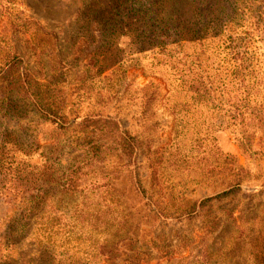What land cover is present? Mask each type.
<instances>
[{"label": "rangeland", "instance_id": "obj_1", "mask_svg": "<svg viewBox=\"0 0 264 264\" xmlns=\"http://www.w3.org/2000/svg\"><path fill=\"white\" fill-rule=\"evenodd\" d=\"M168 1L173 8L166 4L157 14L155 0H0V67L18 57L0 76V135L12 142L7 163L41 171L42 153L52 146L64 164L70 146L63 140L76 133L68 124L86 116L97 120L86 132L106 142L102 161L83 168V191H50L40 219L15 247L7 240L18 224L5 201L28 197L13 186L27 181L6 174L0 264H264V127L242 122L244 114L227 116L223 105L181 84L180 57L196 44L161 51L148 35L160 22L172 25L168 15L176 10L190 35L196 24L212 26L221 16L228 27L218 39L210 28L204 46L217 78L226 55L221 39L254 37L264 57V0H221L213 21L200 0ZM21 76L61 108L66 129L28 105ZM153 91L154 100L143 97ZM15 105L21 118L2 113L1 106ZM118 133L138 144L132 163L113 148ZM235 182L228 196L201 203ZM194 203L195 214L181 215ZM32 237L39 242L31 245Z\"/></svg>", "mask_w": 264, "mask_h": 264}, {"label": "trees", "instance_id": "obj_2", "mask_svg": "<svg viewBox=\"0 0 264 264\" xmlns=\"http://www.w3.org/2000/svg\"><path fill=\"white\" fill-rule=\"evenodd\" d=\"M178 3V0H175ZM203 2L202 12L205 13V18L211 19L215 14V10L220 4L221 0H200ZM241 2L240 0H236ZM207 2V6L205 3ZM173 8L174 1H162L155 0L154 5L159 7L157 14L163 12V7L166 5ZM211 14V15H210ZM210 16V17H209ZM172 23L169 27L165 26L168 20L160 22L154 25L148 35L153 38L151 41L153 47L161 49V51H168L172 48L170 46H175L182 48L183 42H188L190 44H196L197 48L193 51L191 55L184 53L180 59H183L185 64V79L180 77L181 84H187L188 87L194 88V91L202 99H209L213 104H216L221 109V105L228 112L227 116L237 117L244 116L241 118L242 122H249L251 127L263 128L264 127V57L257 56V47L252 45L255 41L254 37H228L224 40L221 39V43L226 51V55L221 58L222 64H220L221 70H219V77H212L209 74V59L210 56L206 53L205 47L207 34L210 28H215L212 32L214 38L219 36L224 28L228 27L229 21H223L222 17H218L219 23L211 24H196V35H190V29H188L186 23L177 22L181 19V15H178L176 10L168 15ZM217 30V31H216ZM188 32V33H187ZM174 33V37H169L170 34ZM193 34V33H192ZM194 36V37H193ZM218 39V38H215ZM252 40V41H251ZM255 50H254V48ZM168 49V50H166ZM261 53L260 55H262ZM263 56V55H262ZM18 57L16 55H11L7 59L3 67H0V76L4 73L2 71L5 67H13L17 63ZM213 63V61H212ZM197 67L196 70L194 67ZM27 75V74H26ZM17 80V79H14ZM18 87L25 98H28L30 106L34 109V112L43 116L44 119H48L53 123L58 125L59 129H66L67 124L65 119L60 115L61 108H56L53 106L52 102H48L46 98L43 97V93L38 90L35 85V81L32 78L19 77L17 80ZM153 85L150 84L149 87ZM233 87V90L231 89ZM148 88H142L141 90H146ZM236 92V93H233ZM143 97L147 100H154L155 93H145ZM236 107L233 109V107ZM13 109L1 106L2 113L8 114L9 111L17 115V118H21L20 107L18 105L12 106ZM237 112V113H236ZM235 113V114H234ZM77 117V116H75ZM90 116H86L82 121L69 123V126L75 127V135L68 141V139L63 140L64 144L69 147L68 158L65 160L64 164L61 163V153L53 154L54 150L51 146L49 149H45V153H42L44 158V163L41 166V171H37L32 165L25 163H16L13 167L12 163H7L4 156H8L7 144H12L7 138L1 139L0 135V193L8 190L5 184L6 174L14 175L17 181L23 177L27 181V185L18 182V185L14 186V192L17 194L27 195L22 199L7 200L6 203H10L12 208L15 225L18 224L17 229L9 233L7 244L12 247L17 246L24 237L29 236L30 228L33 224H36L40 219L42 214L41 208L45 203L46 195L51 191L55 193H67L68 191L72 194L80 193L83 191L84 187H81L83 182L82 177L85 173L83 168L90 165V163H98L102 161V147L106 144L101 135H91L90 130L86 132L89 125L96 122ZM111 121V120H110ZM116 131L118 127L115 122H113ZM245 129V128H244ZM242 129V130H244ZM245 134V133H243ZM127 135V134H126ZM119 134L116 138L112 139L114 144V149H120L123 154L126 155L127 162L132 163L131 158L134 156V151L138 144L129 138V135ZM247 136V134H245ZM60 141V140H59ZM241 149L245 151L246 145L242 140L239 143ZM125 153H124V152ZM35 169V171H34ZM48 176H47V175ZM38 182L39 184L35 183ZM240 182H235L233 185H228L227 188L216 195L206 197L205 200H210L215 197L228 196L231 194ZM151 203V201L149 202ZM191 207L183 214L192 215L196 208ZM156 211V210H155ZM158 216H162L161 212H156ZM195 214V213H194ZM17 217V218H16ZM57 217L56 215L52 218ZM12 219V220H13ZM13 223V222H12ZM14 225V224H13ZM24 231V235L22 232ZM31 245L39 242L37 237H32Z\"/></svg>", "mask_w": 264, "mask_h": 264}]
</instances>
